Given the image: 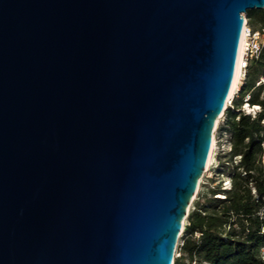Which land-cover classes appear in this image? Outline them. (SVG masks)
Wrapping results in <instances>:
<instances>
[{
	"label": "water",
	"instance_id": "water-1",
	"mask_svg": "<svg viewBox=\"0 0 264 264\" xmlns=\"http://www.w3.org/2000/svg\"><path fill=\"white\" fill-rule=\"evenodd\" d=\"M264 0H0V264H174Z\"/></svg>",
	"mask_w": 264,
	"mask_h": 264
},
{
	"label": "trees",
	"instance_id": "trees-1",
	"mask_svg": "<svg viewBox=\"0 0 264 264\" xmlns=\"http://www.w3.org/2000/svg\"><path fill=\"white\" fill-rule=\"evenodd\" d=\"M247 14L254 27L264 26V8ZM262 76L264 48L251 61L219 126L229 135L231 187L219 183L208 188L204 200L200 196L187 217L182 253L174 264H264V84L257 85ZM246 102L261 110L247 113Z\"/></svg>",
	"mask_w": 264,
	"mask_h": 264
},
{
	"label": "built area",
	"instance_id": "built-area-1",
	"mask_svg": "<svg viewBox=\"0 0 264 264\" xmlns=\"http://www.w3.org/2000/svg\"><path fill=\"white\" fill-rule=\"evenodd\" d=\"M240 47L243 48V53L241 55V74H240V79H239V82L237 83V86L235 87L233 96L228 100V103L226 104L227 107L233 104V99H234L235 95L238 94V92L240 91L241 84H242L243 80L246 77V72H247V69H248L251 61L253 59H255V58H258L260 53H261V51L264 48V26L254 27L250 23V18L245 16V26H244L242 37H241ZM238 58H239V56H238ZM237 64H238V59H237ZM260 84H264V76H262L257 81V85H260ZM246 101H248V100L246 99ZM246 105L250 106V104L248 102H246L244 104V106H243L244 110L247 113H252L254 116L256 115L257 111L261 110L260 105H254V106H252L253 111L249 112L248 109L245 108ZM224 113L220 116L219 122L217 121L218 124L216 126V131L215 132L218 134V136L220 134H223V133L220 132L219 126H220V119L224 115ZM214 136L216 137L215 134H214ZM214 136H213V138H214ZM216 143H217V139H216ZM237 157H238V159L240 158V156H237ZM226 187L230 188L231 187V182H230V185L226 186ZM198 191H199V189H198ZM198 191H197V193H198ZM190 210H191V206L189 208L187 217L189 215ZM187 217H186V219L184 221L183 229H182V231L180 233V239H179L178 244H177L175 258L180 257L181 253H182L181 252V247L184 244L183 235H184L186 226L188 224ZM198 235H199V233H197V236ZM261 257H262V260L264 261V247L262 248V251H261ZM206 264H208V263H206Z\"/></svg>",
	"mask_w": 264,
	"mask_h": 264
},
{
	"label": "rangeland",
	"instance_id": "rangeland-1",
	"mask_svg": "<svg viewBox=\"0 0 264 264\" xmlns=\"http://www.w3.org/2000/svg\"><path fill=\"white\" fill-rule=\"evenodd\" d=\"M244 16L248 17V14L245 12ZM225 117L226 113H224V115L221 117L220 124L224 122ZM215 135L217 143L214 150V158L209 168H206L203 176H201L200 178V184L198 188L199 191L195 195L194 201L191 205V209L195 207V204L199 200L200 196H203L202 200H204L206 196H209V187L218 185L219 183H221L223 187H226L229 186L231 182V178L228 175V172L230 171V168L232 166V160L229 155V151L231 150L229 135L220 134L218 136L216 132ZM236 158L238 157H235V160H237ZM224 166H226V169H222Z\"/></svg>",
	"mask_w": 264,
	"mask_h": 264
},
{
	"label": "bare ground",
	"instance_id": "bare-ground-1",
	"mask_svg": "<svg viewBox=\"0 0 264 264\" xmlns=\"http://www.w3.org/2000/svg\"><path fill=\"white\" fill-rule=\"evenodd\" d=\"M242 53H243V48L240 47L239 48V54H238V56H239L238 64L236 66L235 77H234L233 85H232V88H231V91H230V94H229V99L233 96L235 87L237 86V83L239 82V79H240V74H241V55H242ZM245 108H247L249 112L253 111L252 105H250V106L246 105ZM217 121L219 122V119ZM218 122H217V124H218ZM215 146H216V137L214 136L211 153H210L209 160H208V163H207V167L208 168L211 165V163L213 161V158H214Z\"/></svg>",
	"mask_w": 264,
	"mask_h": 264
}]
</instances>
